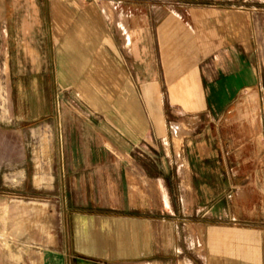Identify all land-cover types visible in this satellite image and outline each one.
<instances>
[{
  "label": "crops",
  "instance_id": "0c3cea01",
  "mask_svg": "<svg viewBox=\"0 0 264 264\" xmlns=\"http://www.w3.org/2000/svg\"><path fill=\"white\" fill-rule=\"evenodd\" d=\"M239 1L0 0L14 123L56 147L51 168L0 150V264H264V49Z\"/></svg>",
  "mask_w": 264,
  "mask_h": 264
},
{
  "label": "rangeland",
  "instance_id": "374dc122",
  "mask_svg": "<svg viewBox=\"0 0 264 264\" xmlns=\"http://www.w3.org/2000/svg\"><path fill=\"white\" fill-rule=\"evenodd\" d=\"M239 5L246 7L247 5L250 6V10L254 12V30L253 33L255 35V40L258 43L259 48L264 49V1H257L255 0L254 3H247L243 2L242 0L239 1ZM7 78H1L0 77V150H4L6 146L7 139H12L14 141H17V144H19V147H22L21 145L27 144L28 152L35 154L36 161L39 162V164H43V166L46 167H53V158L48 160L47 158H44V155L48 153V150L55 149V143L51 141V137L49 136L51 133L46 132L47 141H44V138L40 136V130L41 128L39 126H33L31 124L28 125H21L18 126L14 123V118L17 115H14L13 111L8 107V102L12 100V95H9L7 92ZM22 122V121H21ZM35 124H38L39 121L33 122ZM23 130L26 133H29V135H26V141L23 139ZM42 138V139H41ZM43 140V141H42ZM24 142V143H23ZM46 144V145H45ZM40 152V156H39ZM43 161V163H42ZM41 162V163H40ZM52 162V163H51ZM51 171V170H50ZM53 176V173L50 172L48 174H44V176ZM7 174H6V167L2 166L0 164V191H6L7 190ZM176 247H182V237L176 238L175 241ZM182 255H177L176 258L181 257Z\"/></svg>",
  "mask_w": 264,
  "mask_h": 264
}]
</instances>
